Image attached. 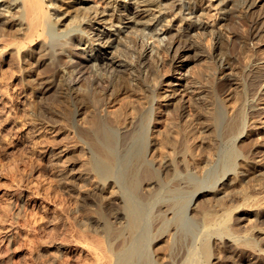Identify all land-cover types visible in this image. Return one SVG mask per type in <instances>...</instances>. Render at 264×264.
I'll list each match as a JSON object with an SVG mask.
<instances>
[{
	"label": "bare ground",
	"instance_id": "6f19581e",
	"mask_svg": "<svg viewBox=\"0 0 264 264\" xmlns=\"http://www.w3.org/2000/svg\"><path fill=\"white\" fill-rule=\"evenodd\" d=\"M0 43L25 53L34 116L62 90L85 184L121 193L96 263L264 264V149L240 138L264 128V0H1Z\"/></svg>",
	"mask_w": 264,
	"mask_h": 264
},
{
	"label": "rangeland",
	"instance_id": "374dc122",
	"mask_svg": "<svg viewBox=\"0 0 264 264\" xmlns=\"http://www.w3.org/2000/svg\"><path fill=\"white\" fill-rule=\"evenodd\" d=\"M212 12H217L215 7ZM0 46V264H98L93 255L97 245L103 242V245H108L104 246L106 249L111 246L108 243H111L112 236L106 233V227L119 224V219L111 213L118 211L119 216L124 214L121 193L112 196L109 202L85 184L92 175L84 166L88 156L80 151V141L72 132L74 126L64 118L66 98L62 90L52 88L40 102L53 114L34 116L32 112L35 109L31 104L37 94L24 87L25 79H29L28 73L22 70L25 53L18 55L13 46L3 51L1 43ZM263 47L258 51L261 56L264 55ZM247 51L251 53L246 49L243 55ZM207 61L205 56L201 57L192 64V70L200 72ZM203 69L201 73L205 72ZM176 77L180 82L184 80L182 75L177 74ZM261 95L264 98V87ZM25 98L27 103L23 105L20 101ZM18 106L21 110L17 113ZM256 109L264 111V101ZM258 127L249 128L240 138L255 142L252 149L258 147L260 150L264 149V128ZM63 147H66L64 152L61 151ZM257 149L252 156L259 155ZM248 152L244 150L251 156L252 150ZM256 182L253 190L261 197L264 178ZM83 219L88 222L86 231L79 226ZM113 241L114 246L117 242L114 236ZM92 243H96V247Z\"/></svg>",
	"mask_w": 264,
	"mask_h": 264
}]
</instances>
